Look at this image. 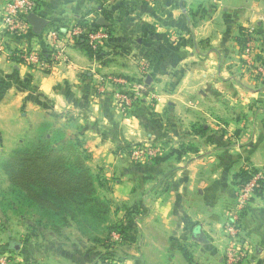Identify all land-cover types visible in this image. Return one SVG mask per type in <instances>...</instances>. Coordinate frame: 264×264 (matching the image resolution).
<instances>
[{"label":"crops","instance_id":"0c3cea01","mask_svg":"<svg viewBox=\"0 0 264 264\" xmlns=\"http://www.w3.org/2000/svg\"><path fill=\"white\" fill-rule=\"evenodd\" d=\"M4 3L0 171L42 120L59 117L68 138L83 140L90 168L101 175L98 189L110 202V223L124 218L123 208L136 212L133 240L121 246L124 264H146L147 252L164 253L170 263L177 254L181 264H223L229 248L223 226L236 192L231 176L245 165L264 171V75L252 74L241 54V30L253 27L264 58V0H39L37 14L47 24L39 33L31 25L27 35L5 30ZM79 22L104 34L101 57L68 41L48 69L20 61L18 52L49 49L51 27L67 38V29ZM135 89L158 92L159 99L147 96L155 111L184 126L168 138L208 148L186 163L132 165L120 147L142 131L136 117L120 114L114 94L127 97ZM232 125L247 127L233 133ZM220 127H226L223 133ZM232 138L238 143H218ZM10 219L0 209V246L12 251L11 264H92L101 250L73 224L63 239L33 225L17 230ZM243 227L238 264H264V196L248 202ZM12 242L18 250H10Z\"/></svg>","mask_w":264,"mask_h":264},{"label":"trees","instance_id":"16d2710c","mask_svg":"<svg viewBox=\"0 0 264 264\" xmlns=\"http://www.w3.org/2000/svg\"><path fill=\"white\" fill-rule=\"evenodd\" d=\"M243 32L244 29L241 35ZM241 44L243 46V40ZM74 45L96 58L103 54L100 47L93 48L85 38L76 39ZM89 158L82 139L68 138L59 128L41 130L3 161L1 168L9 188L2 194L10 197L11 206L26 204L48 217L45 223L35 221V227L47 228L58 234L73 224L88 241L103 247L110 243L114 231L122 234L120 243L132 241L131 222L136 218L135 210L123 208L124 218L110 223V202L99 192L101 181L88 165ZM257 171L255 168L242 170L236 175L238 184L244 185ZM254 195L264 196V174L255 187ZM3 206L1 201L0 208L6 211ZM99 255L97 259L102 260L104 255Z\"/></svg>","mask_w":264,"mask_h":264},{"label":"rangeland","instance_id":"374dc122","mask_svg":"<svg viewBox=\"0 0 264 264\" xmlns=\"http://www.w3.org/2000/svg\"><path fill=\"white\" fill-rule=\"evenodd\" d=\"M2 22H3V18H2ZM7 32H9V31H7ZM60 32H61V30H60ZM9 33H11V32H9ZM15 34H17V33H15ZM28 34H32V32H29ZM60 34H62L61 36H62L63 45H66L68 43V41H65V40H67V38L64 37L66 35H63V33H60ZM25 35H27V34H25ZM258 43H259L258 50H260L262 52V46H261L259 40H258ZM21 54H22V52H18V57H19L20 61H22V59L20 57ZM259 77H261V76L259 75ZM137 83L144 85L143 87H146L144 82H137ZM132 92H133V94H130V93L126 94L127 97L125 98V100L120 99V97L118 96L120 94H117V93L114 94V99H115V101H117V104L120 106L119 110L118 109H115V110L120 111V114H122L123 116H127L128 118L136 117V119L139 123V126H138L139 130L142 131V133L140 134L141 137L139 139L135 138V137H131V140H129L127 143H125L124 145H122L120 147V149H122L123 151H125L127 153V155L125 156V159L129 160L130 163H132V165L137 166V167H140V166L150 167V166L156 165L157 163H161L162 161H167L169 159L172 160V164L183 163V162L186 163V162H189L191 160L192 156L199 153V150L203 151V150H206L208 148L207 147L205 149L204 142H202V141H196V140L194 141L193 139H191V140H189V139H176L172 136H171V139L168 138V136L171 135L172 133L181 134L184 131V126H179L176 123L167 122L166 119L168 118L169 114L166 111H163L162 113L159 111L158 112L155 111L154 107L152 106V104L150 102V99L147 96H150V98L152 100H156V99H159L160 94H158V92H156V91L143 93V92H139V89H135ZM146 98L149 100L144 102L145 100H143V99H146ZM221 116L226 119L227 118L226 116H228V115L224 113ZM131 126L135 127L134 125H131ZM191 126H190V128H191ZM246 127L247 126H245V125H243V126H240V125L239 126H233L232 125V128H230L228 131L229 132L232 131L234 133V131H238L237 128H239V129L241 128V130H245ZM51 128H53V129L59 128L64 134L69 133V131H68L69 127L64 125L61 121H59V117H58V119L52 118V117H47L46 120H42L38 124L37 131L36 132L32 131L28 137H30V136L34 137L41 130L50 131ZM225 128L220 127L218 129V130H220L219 133H223ZM191 131L194 132L195 131L194 128L193 129L191 128ZM130 132H132V131L127 130V133H130ZM34 133H36V134L33 135ZM157 133L160 134L159 135L160 137H157L155 135ZM131 134L133 136V133H130V135ZM229 134H231V133H229ZM232 137H233V135H232ZM233 142L238 143V141H233V138L231 139V141L227 140V141H222V142H218V143H222L223 145H228L230 147L231 143H233ZM209 143L210 142H206L205 145H208ZM168 155H170V156H168ZM89 156H90V154H89ZM166 156H168V157L165 158ZM0 158H3V157H0ZM181 161H183V162H181ZM87 162L89 165L90 164V158L88 159ZM2 163H1V165H2ZM251 168L252 167L245 165L244 169H242V170L251 171ZM242 170H240L239 172H235L231 176L233 183L236 185V192L234 194V202L228 208L227 217L225 219L224 226H223V229L225 230L226 237L228 240L227 246H229V248H228V250H226L225 254H228L230 250H234L237 246L243 248V250L240 252L241 256H240L238 263L242 260V256L244 255V250H245L244 242L242 243V240H244L246 242V239H244L245 237H243L242 233H243V228H244L243 227V219H244L245 214L247 212V206L240 209L237 202H238V199L240 198V196L242 194L241 192H242L243 188L246 186V184L249 183L253 179V177L256 174H258L259 172L262 173V176L264 174V171H261V170L254 172L249 181H247L244 185H241V184L239 185L238 184L239 179L238 180L236 179V175L238 173H240ZM163 174H166V173H163ZM95 175H97L98 177L101 176V175H99V173H96V172H95ZM154 185H155V183H154ZM8 188H9V185H8L7 180H6V176L2 171H0V202L1 201L3 202V204H4L3 207L6 209L5 212L10 215V217H11L10 221L12 222V224L14 223L15 229H17V230L21 229L22 230L21 227L23 226L27 230V229H29L28 228L29 226H31V225H33V223H35V221L36 222L40 221L41 223H45L48 221V217H46L45 215L36 211L33 208H29L26 204H20L19 205L17 203V204H14L15 205L14 207L11 206L9 204V201H8V198H10V197H8V196L5 197V194L4 195L2 194V192L8 191ZM159 190L161 192L164 191V190L158 188L157 192ZM1 195H3V196H1ZM156 196H157V193L151 194L147 197V199L149 201V200L154 199ZM253 196H255L254 192H253ZM253 196L251 198H253ZM131 224H132L133 229L136 228L137 220L134 219V221L131 222ZM0 225L2 226L1 222H0ZM65 228L60 230V232L58 234H56V236L65 239L67 237L65 234ZM231 228H232V230H230ZM17 238H20V237L18 236ZM72 241H75L74 238L72 239ZM234 245H235V247H234ZM98 246H101V245L98 244ZM121 246H122V243H118L115 246H113V248L110 249L106 244L105 247L101 246V250L99 251L98 255L101 253L102 255H105V256H112L110 259V264H124L125 258H124V253H122V251H121ZM3 248H4V245H1L0 246V251H1L0 252V264H11V261H12L11 258L12 257H10L9 252H12V251L8 250V252H7V250H5V249L3 250ZM18 249H19V247H18ZM10 250H12V249H10ZM180 252L181 253L178 254L180 256V258L184 257L185 254L182 252L181 249H180ZM98 255H97L96 259L98 258ZM176 255L174 258L175 260H172L170 263V261L166 258V254H164V253L161 254V253L147 252L145 254V257L147 258L146 264H181L182 260L178 259V257H176ZM97 260H96V262H97ZM94 263H95V261H94ZM224 263H225V256H224ZM89 264H91V263H89Z\"/></svg>","mask_w":264,"mask_h":264},{"label":"built area","instance_id":"2783aa9c","mask_svg":"<svg viewBox=\"0 0 264 264\" xmlns=\"http://www.w3.org/2000/svg\"><path fill=\"white\" fill-rule=\"evenodd\" d=\"M153 1V0H150ZM39 10V0H5L2 10L3 25L6 31L17 34H28L31 32V24L28 21V16L32 13H37ZM58 27L53 26L47 32V41L50 45L46 51H23L20 55L22 62L28 66L34 68L48 69L59 60L61 52L64 48L62 42V34H60ZM104 34L99 31H93L88 29L82 23L74 24L67 29V40L74 42L78 38H85L93 48H99L102 46ZM243 40L242 57L245 67L256 76L264 75V58L263 53L258 50V37L255 28H244V32L241 35ZM45 52V54H44ZM120 81V80H118ZM120 99L125 100V95H118ZM262 177V173L256 174L253 179L246 184L242 190V194L238 199L239 208H244L248 205V202L253 196L255 187L258 180ZM232 230V228L230 229ZM232 234V233H231ZM122 241V234L118 231H114L111 234L110 243L107 246L111 249L116 244ZM235 247V245H234ZM237 248V249H236ZM234 250H230L228 254H225V264H237L241 251L243 248L237 246ZM235 251V252H234ZM112 256H105L102 260L98 259L96 264H110Z\"/></svg>","mask_w":264,"mask_h":264},{"label":"water","instance_id":"95a60500","mask_svg":"<svg viewBox=\"0 0 264 264\" xmlns=\"http://www.w3.org/2000/svg\"><path fill=\"white\" fill-rule=\"evenodd\" d=\"M28 21L32 25L34 32H37V33H39L44 28V26L47 24L46 19L37 13L30 14L28 16ZM18 247H19V245L16 242H12L10 244V248H12V249L17 250Z\"/></svg>","mask_w":264,"mask_h":264}]
</instances>
